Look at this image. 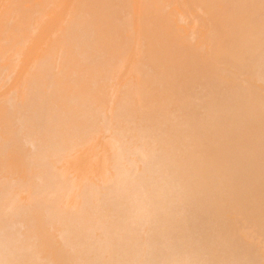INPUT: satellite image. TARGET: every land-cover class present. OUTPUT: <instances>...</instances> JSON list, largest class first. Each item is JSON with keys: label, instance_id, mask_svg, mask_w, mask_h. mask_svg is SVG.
Masks as SVG:
<instances>
[{"label": "bare ground", "instance_id": "obj_1", "mask_svg": "<svg viewBox=\"0 0 264 264\" xmlns=\"http://www.w3.org/2000/svg\"><path fill=\"white\" fill-rule=\"evenodd\" d=\"M62 1L1 9L41 54L0 61V264H264V0H64L25 42Z\"/></svg>", "mask_w": 264, "mask_h": 264}, {"label": "rangeland", "instance_id": "obj_2", "mask_svg": "<svg viewBox=\"0 0 264 264\" xmlns=\"http://www.w3.org/2000/svg\"><path fill=\"white\" fill-rule=\"evenodd\" d=\"M63 1H64V0H63ZM63 1H62V2H63ZM67 1H68V0L65 1L66 4L70 2V0H69V2H67ZM72 1H73V0H72ZM5 2H6V4H3V3H5ZM7 3H9L8 0H5V1L2 0V1H0V14H3V11H1V9L4 8V10H6L5 7L9 5V4H7ZM60 4H61V3H60ZM5 5H6V6H5ZM69 5H71V3L68 4V5H65L64 2H63L60 6L57 7L58 10L55 8L56 10L53 11V13L55 12L54 14H47L46 17L40 18V19H42V20L40 21V22H41V25L38 24L39 27H38V25H37L36 31H35V29H32L33 27H35V26L33 25V27L31 28V30H30L29 32H32V30H34V31H35V34H34L33 32H32V34L29 33L30 35H28V37H27V39L25 40V42H26V41H29V40L31 41V39L34 40V38H32L31 35H32L33 37H35L36 39L38 38V37H36L37 34H38L39 36H40V34H41V35H46V36H47L48 33H49V31H50V30H48V27H49L50 25L52 26V27H50L51 29H54V28H55L54 31L51 30L52 33H51V31H50V34H54V33L58 30V28H60V27H58V26H59V25L61 26V21L64 20V19L67 17L68 14H67V15H65V14L68 13V11H69V9H70V8L68 9V7H67V6H69ZM3 6H5V7H3ZM64 6H65L66 8H65ZM1 7H2V8H1ZM59 7H60V9H59ZM70 7H71V6H70ZM6 8H7V7H6ZM61 9H62L63 11H62ZM65 10H66V11H65ZM58 11H60L59 15L57 14ZM64 12H65V13H64ZM63 13H64V16H66V17H63L64 19L61 20V17H62V15H63ZM191 13L193 14L192 11H191L189 14H191ZM55 14H56V15H55ZM60 14H61V17H59V19H58V18L56 19V18L54 17V16L58 17V16H60ZM9 15H10V14H9ZM50 15H51V16H50ZM193 15H194V14H193ZM10 16L14 18V15H13V16L10 15ZM10 16H9V17H10ZM11 17H10V18H11ZM47 17H49L50 20H49V18H47ZM11 19H12V18H11ZM51 19H56V22L58 21L59 23H58V24H57V23L55 24V20L51 21ZM44 20H45V21H44ZM196 20H197V19H196ZM42 21H43V22H47L46 25H44L45 23H43ZM49 21H50V25L48 24ZM197 21H198V20H197ZM197 21H196V22H197ZM51 22H53V23L51 24ZM193 22L195 23V20H192V24H193V27H194L195 24H194ZM197 23H198V22H197ZM197 23H196V24H197ZM47 24H48L49 26H47ZM189 24H190V23H189ZM198 25H200V23H198ZM43 26H45V31H46V32L44 31V27H43ZM46 26H47V28H46ZM53 26H55V27H53ZM188 26H190V25H188ZM190 27H191V26H190ZM42 28H43V30H41ZM50 28H49V29H50ZM47 30H48V31H47ZM203 30H204V29H203ZM43 31H44V32H43ZM200 31H201V30H200ZM36 33H37V34H36ZM45 33H46V34H45ZM33 34H34V35H33ZM50 34H49V35H50ZM36 39H35V40H36ZM38 39H39V38H38ZM0 41H1V40H0ZM2 41H3V40H2ZM30 41H29V42H30ZM41 41H42V40H41ZM29 42H28V44H30L31 42L33 43L34 41H31L30 43H29ZM42 42H43V41H42ZM1 43L4 44V45L7 44V45H8V48H9V43L4 42V41H3V42H0V48L2 47V46H1ZM40 43H41V42L39 41L38 46H39ZM43 43L46 44V42H43ZM41 44H42V43H41ZM41 44H40V45H41ZM30 45H32V44H30ZM24 46H25V45H24ZM27 46H29V45H27V42H26V49H25L24 47H22V48H24L23 50H25V51H23L21 48L18 49V50H22V51L25 53V52L27 51V48H28ZM41 46H44V44H42ZM4 47H5L6 50H8V48H7L6 46H3V49H4ZM39 48H40V47H39ZM41 48H42V47H41ZM16 49H17V48H16ZM16 49H15V50H16ZM9 50H10V49H9ZM18 50H16V51L19 52ZM10 51H11V52H10ZM10 51H9L10 54H13L12 52H14V51H12V49H11ZM16 51L14 52L15 54H17ZM22 51L19 53L21 56L24 54V53H22ZM9 52H7V53H9ZM39 52H40V54H41V50H40ZM39 52H36V55H34L35 52H34V53H31V54H32V55L30 54L31 60L29 59L28 52H26L27 54H26V53L24 54V57L26 58V62H25V58H24L23 56L20 57L22 60L18 57V56H20L19 54H17V56H14V54H13V56H14L13 58H11V57H12V56H11V57H10V60H6V59H5V56H6V55H4V54H7V53H5V51H4V52H3V53H4L3 55H4V59H5V60H4V59H3V60L0 59V61H1V62H2V61H3V62H5V61H9V62H11V60L14 59V61H12V62H13V63H12L13 66H14V65H15V66H16V65H17V66H18V65H20V66H24V65H23L24 62H25V65L28 64V59L30 60L29 62H32V63H33V62L35 61L36 58L40 57V55H38ZM21 53H22V54H21ZM10 54H8V57L10 56ZM27 56H28V58H27ZM33 56L36 57L34 60H33V58H34ZM6 57H7V56H6ZM8 57H7V59H8ZM16 58L20 59L21 62L18 61V59H16ZM15 61H17L19 64H15ZM22 61H24V62H22ZM3 62H2V63H3ZM21 63H22V65H21ZM4 64H8V62H7V63H4ZM28 66H29V64H28ZM28 66H27V67H28ZM27 67L25 66V68H27ZM16 68H17V67H16ZM27 69H28V68H27ZM16 72H17V71L14 72L15 74L13 73L14 76L12 75L13 80H12V79H9V80H8V81L10 82V84H11V83H14V81L16 80V79L14 80V78H15V76H16ZM21 76H23V75H21ZM9 82H6V84L8 83V85H6L5 87L3 86L4 88L2 87V88L4 89V91H3V89H0V90H1L0 93H2V92H6L8 86H10ZM0 84H1V83H0ZM97 140H100V139H97ZM99 144H101V146H102V142L99 141ZM96 146L98 147V146H100V145H98V143H96ZM83 149H85V148H83ZM80 151H83V150H80ZM80 151H78V154L80 153L78 156H80L81 153H82V152H80ZM75 154H76V157H75L74 154H72V157H73V155H74V157L77 158V157H78V156H77V153H75ZM82 154H83V153H82ZM72 157H70L68 160H70ZM68 160H66V161L69 162ZM71 160L73 161V159H71ZM65 163H66V162H65ZM65 163L63 162L62 164H65ZM87 168H88V167H86V166L83 168V171H84L86 174L83 173V174L81 175L82 177H81L80 175H75V176H77L79 179L81 178V180L85 179V178H86L85 176H87V178L90 180V178H91L93 175L87 172ZM89 170H90V169H89ZM89 172H91V171H89ZM92 172H93V171H92ZM96 172H97V171H96ZM94 173H95V172H94ZM88 174H89V175H88ZM91 175H92V176H91ZM97 175H98V174H97ZM97 175H96V176H97ZM93 177H94V176H93ZM102 179H103V178H102ZM85 180H86V179H85ZM85 180H83V181H85ZM93 181H96L95 178H94ZM22 196H24V195H22ZM70 199H71V198H70ZM70 201H72V200H70ZM70 201H69V200H68V201L65 200V203H67L68 206H70L71 203H72V202L70 203ZM73 201L75 202L76 200L73 199ZM68 202H69V203H68ZM75 203H76L75 205H77V202H75ZM72 205H74V203H72ZM72 205H71V206H72ZM71 208H72V207H71ZM73 208H74V206H73ZM227 215H228V218H229V216H231V217L234 216L233 214H230V215L227 214ZM231 217L229 218L230 221L233 222V223L236 222V219L233 217L232 219H235V220H231ZM243 231H244V233H246L247 231L250 232V230H248V229H246V232H245L244 229H243ZM248 232H247V233H248ZM251 232H252V231H251ZM239 233H241V231H240ZM248 234H249V233H248ZM250 234H251V233H250ZM250 234H249V237H250V236L252 237V234H251V235H250ZM240 235H244V234L241 233ZM246 235H247V234H246ZM244 236H245V235H244ZM246 237H247V236H245V238H246ZM249 237H247L246 239H248V240L250 241L251 238H249ZM253 240H254V242H253ZM255 240H256V239L253 238V239H252V242H253L256 246H259L258 242L260 243L261 240H258V239H257L258 241H257V240L255 241ZM256 243H257V244H256ZM263 245H264V240H262V242H261V247H262V248H264ZM261 247H260V246L258 247V248H259V251L262 250L261 252H263L264 249H262Z\"/></svg>", "mask_w": 264, "mask_h": 264}]
</instances>
